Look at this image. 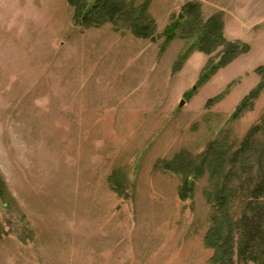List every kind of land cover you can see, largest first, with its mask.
Returning <instances> with one entry per match:
<instances>
[{"label": "rangeland", "instance_id": "rangeland-1", "mask_svg": "<svg viewBox=\"0 0 264 264\" xmlns=\"http://www.w3.org/2000/svg\"><path fill=\"white\" fill-rule=\"evenodd\" d=\"M122 1L144 18L88 29L68 0H0V264H211L218 191L202 160L230 147L235 221L240 184L264 176L258 155L232 161L264 118V89L232 118L264 82V0ZM217 16L250 51L199 85L223 56L198 48ZM182 153L198 166L186 201L170 169Z\"/></svg>", "mask_w": 264, "mask_h": 264}, {"label": "trees", "instance_id": "trees-1", "mask_svg": "<svg viewBox=\"0 0 264 264\" xmlns=\"http://www.w3.org/2000/svg\"><path fill=\"white\" fill-rule=\"evenodd\" d=\"M68 2L75 9L76 24L88 29L100 28L107 23H117L125 18L143 19L146 13L145 7L138 10L133 4L122 0H68ZM221 20L219 16L212 18L200 35L198 45L200 52L211 55L220 46L224 48V52L218 63L209 64L206 67L205 72L200 76L199 85L207 83L220 69L250 51L245 44L230 43L226 40ZM131 25L136 36L150 37L151 28L149 26L137 22ZM169 32L173 33V29L170 28L166 31V33ZM261 71L263 72L264 68ZM263 89L264 82L243 100L232 118H239L249 105L260 96ZM219 99L221 97L208 101L207 106L213 105ZM263 127L264 118L249 132L240 149L233 156L232 161L237 158L238 165L244 170L249 167L251 156L258 155L259 163L263 164L262 162H264V146L259 149L254 146ZM229 152L228 144H223L219 154L210 161L204 158L199 168L201 173L203 168L209 167L212 173L211 180L218 191L210 198V200L214 198L216 203L214 204L213 227L206 238L208 248L215 251L211 264H264V176L259 180L245 178L240 184V191L247 195V205L245 206L246 210L235 221L230 216V211L238 200L231 191L230 179L232 176H229L231 174ZM189 156L186 153L180 154L176 157L175 168H170L171 171L180 173L185 178L184 187L187 190L184 189V192L182 191L180 194L182 201L189 199L193 182L190 178L193 175L188 169L194 168L193 173L198 172V166L195 167L196 162L188 161ZM233 181L234 179H232ZM250 199H254V201Z\"/></svg>", "mask_w": 264, "mask_h": 264}, {"label": "water", "instance_id": "water-1", "mask_svg": "<svg viewBox=\"0 0 264 264\" xmlns=\"http://www.w3.org/2000/svg\"><path fill=\"white\" fill-rule=\"evenodd\" d=\"M195 89V88H194ZM185 101H182L181 103H180V107L182 108V107H184V105H185Z\"/></svg>", "mask_w": 264, "mask_h": 264}]
</instances>
